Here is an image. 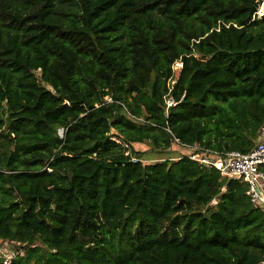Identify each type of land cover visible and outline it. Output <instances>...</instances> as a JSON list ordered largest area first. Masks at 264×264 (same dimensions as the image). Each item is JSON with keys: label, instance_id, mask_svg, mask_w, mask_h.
<instances>
[{"label": "trees", "instance_id": "1", "mask_svg": "<svg viewBox=\"0 0 264 264\" xmlns=\"http://www.w3.org/2000/svg\"><path fill=\"white\" fill-rule=\"evenodd\" d=\"M260 1L0 0V240L23 250L9 264L264 260L245 181L134 148L254 145Z\"/></svg>", "mask_w": 264, "mask_h": 264}, {"label": "built area", "instance_id": "2", "mask_svg": "<svg viewBox=\"0 0 264 264\" xmlns=\"http://www.w3.org/2000/svg\"><path fill=\"white\" fill-rule=\"evenodd\" d=\"M263 9L264 0L260 1L256 11L257 14H263ZM181 67L182 60L178 58L172 64L173 73L167 83V93L164 96L165 112L177 103L171 96V89L179 76ZM106 101H111V99L106 97ZM113 139L120 143L118 138L113 137ZM172 147L177 149V155L161 157L157 160L179 159L182 156H187L202 166L214 167L221 176L241 179L247 184L245 194L249 201L253 205L264 209V171L262 170L264 165V126L259 130L256 142L247 152L238 150L221 152L198 143L181 142L176 137H173ZM125 153H128V151ZM131 159L137 161L134 156ZM22 251L20 246L12 247L7 240H0V262L2 264H9ZM258 264H264V260H261Z\"/></svg>", "mask_w": 264, "mask_h": 264}, {"label": "rangeland", "instance_id": "3", "mask_svg": "<svg viewBox=\"0 0 264 264\" xmlns=\"http://www.w3.org/2000/svg\"><path fill=\"white\" fill-rule=\"evenodd\" d=\"M264 10V9H263ZM263 13V12H262ZM261 14H258V16H260ZM61 132V129L60 131ZM134 148L135 149H138L140 151H144V156H143V162H150V161H154V160H157L159 159L160 157H167V156H175L177 155L178 151L176 148L174 147H171L169 148L164 155H160L158 153H156L155 151H153L150 147V145L146 142L144 143H139V144H135L134 145ZM9 244L12 246V247H16V243H12V242H9ZM20 245V244H19ZM38 245H42L40 243H38Z\"/></svg>", "mask_w": 264, "mask_h": 264}]
</instances>
